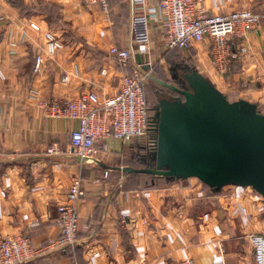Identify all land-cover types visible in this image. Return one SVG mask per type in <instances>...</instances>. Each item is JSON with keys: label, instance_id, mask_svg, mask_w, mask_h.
Wrapping results in <instances>:
<instances>
[{"label": "crops", "instance_id": "obj_1", "mask_svg": "<svg viewBox=\"0 0 264 264\" xmlns=\"http://www.w3.org/2000/svg\"><path fill=\"white\" fill-rule=\"evenodd\" d=\"M106 1L108 11L85 0H0V237H28L39 254L27 264H179L186 257L198 264H254L245 235H264V203L257 195L234 187L217 194L203 184L161 177L134 186L138 174L115 169L135 168L126 162L129 146L119 151L114 142L111 153L94 159L108 168L80 165L69 152L77 122L48 118L30 97L31 89L42 99L87 91L108 97L120 89L124 71L109 49L129 48L133 16L128 0ZM158 2L146 0V6ZM202 7L209 15L250 10L261 17L244 43L248 53L225 80L212 65L209 43L185 51H202L203 68L231 102L244 99L264 111V0H205ZM48 31L66 47L35 74ZM149 33V43L135 48L141 63L153 68L157 48L174 50L167 47L162 20L151 21ZM77 178L86 190L78 244L64 249L55 243L60 237L55 218Z\"/></svg>", "mask_w": 264, "mask_h": 264}, {"label": "built area", "instance_id": "obj_2", "mask_svg": "<svg viewBox=\"0 0 264 264\" xmlns=\"http://www.w3.org/2000/svg\"><path fill=\"white\" fill-rule=\"evenodd\" d=\"M85 1L90 4L99 3L104 11H108L106 0ZM204 1L159 0L154 6H146V0H128L133 16L130 46L126 49L116 46L109 49L117 68L124 71L121 87L114 95L100 97L95 92L87 91L76 97L42 99L39 90L29 91L30 97L38 102L48 118L77 122V128L70 133L69 152L79 160L80 165L97 159L102 153H111L113 142L118 144L117 150L122 151V146L143 141L145 157L157 151L158 132L145 94L146 79L151 70L143 69L135 48L136 43L143 47L149 43L151 21L162 20L170 50H185L196 44L209 43L212 65L218 77L224 80L231 74L233 62L248 53L244 43L257 30L261 17L250 10L209 15L202 7ZM137 9H142L144 13L135 15ZM31 28L36 32L41 31L36 24H31ZM44 36L46 44L43 52L35 58V74L42 72L48 58L54 57L66 47L52 31L46 32ZM101 74L106 76L107 71L102 70ZM67 81L65 77L64 82ZM108 177L109 170L104 173V178ZM256 194L264 203L262 196ZM85 197L82 179H74L55 218V224L60 230V237L55 241L57 246L73 249L78 244L81 221L79 204ZM245 240L252 248L254 264H264V235L248 233ZM38 254L39 251L26 236L0 237V264H27ZM179 264L198 263L192 257H186Z\"/></svg>", "mask_w": 264, "mask_h": 264}, {"label": "water", "instance_id": "obj_3", "mask_svg": "<svg viewBox=\"0 0 264 264\" xmlns=\"http://www.w3.org/2000/svg\"><path fill=\"white\" fill-rule=\"evenodd\" d=\"M149 68L143 65L144 70ZM185 71L181 87L149 75L180 95L164 97L151 109L158 132L157 151L147 156L153 166L115 169L177 181L194 178L214 192L252 188L264 199V114L247 100L231 102L199 71Z\"/></svg>", "mask_w": 264, "mask_h": 264}, {"label": "rangeland", "instance_id": "obj_4", "mask_svg": "<svg viewBox=\"0 0 264 264\" xmlns=\"http://www.w3.org/2000/svg\"><path fill=\"white\" fill-rule=\"evenodd\" d=\"M202 46V45H200ZM199 46V47H200ZM200 52V53H199ZM155 58L152 60L154 64H152L154 72L152 73V76L162 80L163 82H169L171 84H175L172 81V76L170 74V70L173 66L177 64H184L185 66L195 69L199 71L204 77L209 78V74L206 72V68H203L205 64L206 57H203L202 51H185V50H174L171 52H168L166 50H162L157 48L155 52ZM151 60V59H150ZM239 61V60H238ZM210 79V78H209ZM212 79V80H211ZM210 81L217 87L220 86L219 82H217L216 78L211 77ZM146 89H147V95L148 100L150 103V106L153 107L158 103V100L163 99L162 94H170L172 95V92L161 87L157 83L146 79ZM258 112L264 114L263 109L258 108ZM143 144H145L143 141L140 143L135 142L134 144L129 145L128 149L126 150L125 154L128 155L126 162L130 166L138 167V168H144V165H142L139 162L138 155L143 154V152L140 151L142 149ZM159 177L156 176H135L133 178V185H146V183L151 184L152 180H158ZM177 184H196L201 185V183L198 179H189L186 181H176ZM252 188H245V193H251ZM254 191V190H253ZM257 195L255 192L253 193ZM258 196V195H257Z\"/></svg>", "mask_w": 264, "mask_h": 264}, {"label": "trees", "instance_id": "obj_5", "mask_svg": "<svg viewBox=\"0 0 264 264\" xmlns=\"http://www.w3.org/2000/svg\"><path fill=\"white\" fill-rule=\"evenodd\" d=\"M109 4V3H108ZM109 6V5H108ZM237 61H234L233 62V64H232V71H233V67H234V64L236 63ZM183 66L186 68V69H192V68H189V67H187V66H185L184 64H183ZM195 70V69H194ZM232 73V72H231ZM162 81V80H161ZM166 83H169V82H166ZM170 84V83H169ZM174 86H176V87H179V85H177V84H174ZM172 92V95H170V94H164L163 96L164 97H167V98H175V97H179L180 95L179 94H177V93H175V92H173V91H171ZM145 94H146V100H147V105H148V108L150 109V111H151V109H153L155 106H157L158 105V103L156 104V105H154L153 107H151L150 106V103H149V100H148V95H147V89H146V87H145ZM158 102H159V100H158ZM140 151L141 152H143V149H140ZM138 157L140 158L139 159V162L142 164V165H144V168H138V167H135L134 169H145V168H150L151 166H153V164L148 160V158L147 157H145L143 154H141V155H138ZM136 175V174H135ZM145 176V175H148V174H138V175H136V176ZM150 176H153V175H150ZM154 177V176H153ZM165 180H167V181H169V182H172V181H177V180H175V179H166V178H164ZM154 181V180H153ZM206 188H208L209 190H211L213 193H217V194H221V192H222V190L220 191V192H214L212 189H210L207 185H205V184H203Z\"/></svg>", "mask_w": 264, "mask_h": 264}, {"label": "flooded vegetation", "instance_id": "obj_6", "mask_svg": "<svg viewBox=\"0 0 264 264\" xmlns=\"http://www.w3.org/2000/svg\"><path fill=\"white\" fill-rule=\"evenodd\" d=\"M149 70H151L150 75L152 76V73L154 72L155 69L150 67L146 71H149ZM185 70H186V68L183 66V64H177V65L173 66L171 68V70H170V74H171V76H173V79H172L173 83L179 85V87L182 86L183 78L186 75V71ZM167 90H169V89H167ZM169 91H171V90H169Z\"/></svg>", "mask_w": 264, "mask_h": 264}]
</instances>
